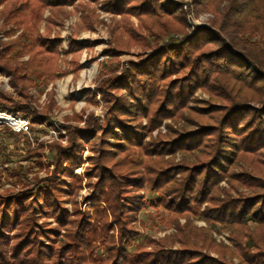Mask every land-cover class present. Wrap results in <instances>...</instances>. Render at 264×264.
<instances>
[{
	"label": "rangeland",
	"instance_id": "rangeland-1",
	"mask_svg": "<svg viewBox=\"0 0 264 264\" xmlns=\"http://www.w3.org/2000/svg\"><path fill=\"white\" fill-rule=\"evenodd\" d=\"M55 1H32L33 10L16 18L23 19L22 25H14L8 16L11 1L0 4V52L10 58V71L27 79L15 88L6 74H0V94L11 98L20 110L18 115L31 122L29 135L15 136L0 128V212H6L8 218L13 216V205L9 210L3 203L15 198H23V207H28L27 213L17 208L15 222L5 229L0 213V252L12 251L21 242L18 236L30 229H35L37 237L44 234L42 223L57 231L61 245L72 243L78 224L86 219L98 232L92 243L98 264H110L122 228L132 231L128 259H134L137 253L165 250L187 253L188 261L195 252L211 264H264V225L209 223L203 216L207 203L194 206L189 216L168 213L158 200L165 196L172 201L168 191L181 177L161 182L134 165L139 158L145 159L150 145L174 140L177 134L200 132L207 125H216L223 116L227 102L217 88L208 86L213 93L202 86L196 88L202 81V70L191 77L188 69L175 62L179 68L172 70L163 58L157 72V58L150 60L170 47L180 46L197 27L218 31L220 19L212 8L197 4V0ZM210 50L205 46L197 53ZM214 62L207 60L201 66L209 68ZM143 65L151 67L145 78L139 75ZM164 98L169 103L187 99L184 105L189 101L188 108L166 113L178 110V105L166 106ZM249 106L258 108L255 102ZM24 107H28L26 111ZM204 108L206 116L195 113ZM113 110L124 124L113 116ZM209 111L215 112L209 115ZM129 115L136 119H128ZM120 129H128L138 138L143 136V147H137V140H133L123 148L126 152L120 150L125 144L115 146L124 142L112 134L121 133ZM74 141L79 146L69 156L67 150ZM261 153L262 158L264 151ZM198 154L177 151L161 160L170 165L192 163ZM263 163L256 160V152H251L231 170L249 169L248 164L264 172ZM173 170L169 169L168 175ZM110 175L119 177V188L126 194L117 193L111 182L108 185L105 179ZM47 183L55 185L54 199L68 225L62 220L58 224L54 212L51 214V208L41 200ZM128 183L133 187L127 188ZM102 186L103 192L97 193ZM217 187L232 197L248 193L242 188L231 190L225 179ZM125 195L135 196L139 202L141 198L139 208L132 205L133 200L123 198ZM30 215L34 217L32 227ZM27 246L23 242L19 247H24L23 251L11 255L10 261H15L12 264L34 261L37 248L25 254ZM240 255L246 262L240 259L239 263ZM186 260L183 264L191 263Z\"/></svg>",
	"mask_w": 264,
	"mask_h": 264
},
{
	"label": "trees",
	"instance_id": "trees-1",
	"mask_svg": "<svg viewBox=\"0 0 264 264\" xmlns=\"http://www.w3.org/2000/svg\"><path fill=\"white\" fill-rule=\"evenodd\" d=\"M9 1L12 2L8 9L10 20H13L14 25H22L24 23L23 19L16 18L20 13L33 10L30 3L34 0H0V4ZM122 1L125 0H120V2ZM55 2L53 0V3ZM197 4L212 8V11L220 19L218 31L197 27L191 37L181 41L180 46L170 47L163 54L160 53L156 57L152 56L150 60L153 62L157 58L154 64V70L157 72L160 65L163 64V58H165L166 64L171 66V69L172 67L175 70L179 68L176 67L175 62L179 66L188 69L191 77L198 75L199 70H202V81L197 83L196 88L202 86L209 93H213L208 87L209 85L217 88L218 95L222 96V100L227 102L222 109L224 110L223 116L219 122H216V125H207L200 132L177 134V138L174 140L168 142L160 140L157 145H150L145 154V159L139 158L140 160L135 162L134 165L138 169H144L145 175L152 176L151 178L156 175V178H160L161 182H165L167 178L169 182H173L174 176L179 175L181 177L180 180H176V183L168 191V196L172 198V201H167L165 196L158 200V204L168 213L176 216H189L194 212V206L207 203L203 216L209 223L222 225L232 223L237 227L245 226L248 222L264 225V172H260V169H255L254 165L248 166V164L249 169L240 168L238 172L231 170L236 162L242 160L245 155L251 152H256V160L259 158L260 161H264V155L261 158V152L264 151V0H197ZM211 45L215 48H212ZM205 46H210L211 50L197 53ZM238 49L241 52L237 51ZM211 59H215V62L209 68L201 66L202 63ZM10 61L9 57H5V53L0 52V74H6L10 79V86L17 88L18 83L22 84L27 79L25 76H16L10 71ZM150 70V66L143 65L139 75L145 78L147 75L149 76L148 72ZM223 74L226 78L222 76ZM153 78L159 80L157 76ZM142 90L144 93L146 92L145 87ZM169 96L170 94L166 97ZM165 100L166 98H164V102L167 103L166 106L171 108L178 105L176 107L178 110H167L166 113H176L188 108L189 101L184 105L187 99L184 101L182 99L177 103H169ZM252 102H255L258 108L250 107L249 104ZM10 106L14 109H11ZM16 106L17 104L11 98L0 94V113L19 114L20 110ZM27 108L24 107L22 110L26 111ZM206 109H199L198 112L196 110L195 113L198 116H206V113H203ZM213 112L215 111H209V115ZM114 113L113 110V116L124 124L125 121L118 118ZM129 118L136 119L133 115H129ZM151 124H156V121ZM4 129L14 135L9 129ZM120 130L121 133L112 132L116 140H123L124 142H117L115 146L125 144L122 145L120 150L126 152L127 150L123 148L133 140H137L139 144L137 147H143V143H141L143 136L138 138L139 135H133L128 129ZM212 134L216 135L212 138L210 137ZM211 138L212 141H210ZM72 144L69 147L71 149L67 150L69 156L79 146L76 141ZM177 151L187 154L198 151L199 154L195 156V161L192 163L170 165L172 163H165L161 160L165 155H173ZM166 164L167 166L164 167ZM169 169L176 170H173L172 175H168ZM110 176L105 181L108 182V185L112 184L110 186L119 193V191H122L119 188V177H116V175ZM224 179L227 180L231 190L237 191L242 188L248 193H240L237 197L230 196L228 191L222 193L217 185ZM109 182L111 183L109 184ZM133 185L128 183L126 187L132 188ZM54 186L47 183L43 187L41 200L49 209L51 208V214L54 212L58 224L62 220V222H66L65 225H68L69 221L62 214V207L54 199L56 192ZM103 188V186L100 187L97 193L101 194ZM137 189H140V187ZM121 194L126 193L122 191ZM123 198L133 200L132 205L138 206L135 207L136 209L139 208L142 201L140 198L139 202L135 196L125 195ZM22 201L23 198L18 200L15 198L3 203V206H6L7 209L11 210L12 205L14 209L12 211L13 216L9 218L6 212H0L3 215L2 229L15 222L14 212H17V208H20L23 213L28 212V207L24 208ZM43 208L40 212H43ZM47 216H49V213H47ZM30 217L29 224L32 227L35 224L32 221L34 217L33 215H30ZM89 222L83 219L78 224L77 233L72 237L73 242L66 245H61V241L57 239V231L49 229L45 226V223H42L40 227L43 229L44 234L39 237L35 236V229H30V231L21 233L19 236L16 235L21 239V242L14 245L10 252L6 250L0 252V264L15 262L13 258L10 261V257L11 255L15 256L20 250L23 251L24 247L19 249L23 242L28 245L25 254L28 251H35L36 248L37 251L33 262L22 264H98L95 261L92 248L93 239L98 236V232L91 229L92 225ZM17 224L19 226V221ZM131 235L132 231L128 233L124 228L121 229L118 245L115 244L114 246V252L116 253L113 255L110 264H183V260L186 259L187 263L191 262L188 264H211L200 258L198 253L195 252L193 258L188 261L189 256L187 253H168L165 250L137 253L138 255L133 256L134 259H128L131 256V253H128L132 246V239L128 240ZM51 236L54 238L52 239ZM40 238H44L48 243H42ZM38 240L40 242L36 244ZM44 256H47L46 262ZM108 258L110 260L109 254ZM237 258L239 263L240 259L244 261L241 255Z\"/></svg>",
	"mask_w": 264,
	"mask_h": 264
},
{
	"label": "built area",
	"instance_id": "built-area-1",
	"mask_svg": "<svg viewBox=\"0 0 264 264\" xmlns=\"http://www.w3.org/2000/svg\"><path fill=\"white\" fill-rule=\"evenodd\" d=\"M7 113H0L5 115ZM7 119H0V128L9 129L14 135H29L31 133V122L18 114H7Z\"/></svg>",
	"mask_w": 264,
	"mask_h": 264
},
{
	"label": "bare ground",
	"instance_id": "bare-ground-1",
	"mask_svg": "<svg viewBox=\"0 0 264 264\" xmlns=\"http://www.w3.org/2000/svg\"><path fill=\"white\" fill-rule=\"evenodd\" d=\"M1 118H2V119H7V118H6V115H0V119H1Z\"/></svg>",
	"mask_w": 264,
	"mask_h": 264
}]
</instances>
